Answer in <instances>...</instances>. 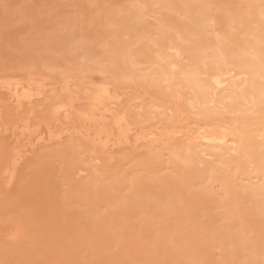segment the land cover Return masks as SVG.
Instances as JSON below:
<instances>
[{"label":"bare ground","instance_id":"6f19581e","mask_svg":"<svg viewBox=\"0 0 264 264\" xmlns=\"http://www.w3.org/2000/svg\"><path fill=\"white\" fill-rule=\"evenodd\" d=\"M22 22L32 47L54 42L73 56H43L45 72L0 70V137L10 141L1 188L15 186L37 147L78 146L88 155L73 193L105 227L133 204L130 222L150 220L154 239L176 242L185 260L215 241L212 264H264V0H0V37ZM128 149L145 155L133 160ZM84 186H99L104 205ZM5 236L28 235L16 224Z\"/></svg>","mask_w":264,"mask_h":264},{"label":"rangeland","instance_id":"374dc122","mask_svg":"<svg viewBox=\"0 0 264 264\" xmlns=\"http://www.w3.org/2000/svg\"><path fill=\"white\" fill-rule=\"evenodd\" d=\"M45 22L46 21L41 22L42 26L39 25L40 29L39 26L37 29H35L37 31L36 32L37 35L40 37L44 33H48L46 32L47 31L46 27L48 26L49 23L48 22L45 23ZM24 23L25 22L13 23L12 25L15 26L11 25L12 27L8 25L9 27H7V29L9 30L5 29L6 27L5 28L3 27L6 30L5 32L8 31L7 35L9 38L5 36L6 35L5 33H3L4 36H2L1 34L2 38L0 37V70H4V69L8 71L10 70V72H12V70L18 71V69H22L21 67L24 68L27 66L24 69L29 68L28 66L30 64V66L32 65L34 67L36 66L40 70L43 69L42 72H45L44 67L41 65L45 60H47L44 57L49 56L48 58L51 59L49 61H53L54 63H58V64H65L67 62V59L73 56L71 55V53H66L67 56L66 58H64L65 56L62 55L60 51L61 50L60 45L57 46L58 44L54 42L52 43V47L55 50H53L51 46L43 47L42 43H40L36 47H32L34 45H32L31 42L29 41V37L32 36L31 32L27 33L29 35L26 36L27 37L26 38L25 37L26 32L19 31L22 26L24 27L26 26V24ZM25 28L22 27V30H24ZM27 30L28 29H26V31ZM20 32H22L21 33L22 35L20 34ZM20 35L21 36L24 35V37H21ZM22 39L24 42L22 41ZM25 47L28 48L27 49L28 52L26 50L27 54L24 51ZM45 48H47L46 52H45ZM27 55L31 57L33 60L32 59L29 60V57ZM26 56L28 57V59L26 58ZM99 76L100 75L98 73H95L93 75L94 78H98ZM10 112H12V110H10ZM0 138H2L0 140V166H1L3 164L2 162H4L3 160H5L3 158L6 156L5 154L3 157V154L5 153L4 151L10 149L8 148L10 147V141L7 138L5 139V137L3 136ZM51 144L41 145L37 147L34 151H30L27 153V155L29 154V156L26 155L27 158L26 161H23L22 163L23 166H20L21 170L19 171V176L17 178L16 183L14 184L15 186H13L10 190L9 189L4 190V188L3 187L1 188L0 186V218L2 217L0 220V231H1L0 232V264H18V263L24 264L25 262H26L25 264H117V263L118 264H145V263L146 264H212L217 262V260L219 261L221 250L218 247L217 242L215 243V241L206 247L207 251H205V253H203L201 256L199 255V257L197 258L198 260L195 258L196 260L195 262H190L188 261V259L185 260L186 259L185 256L183 257V255L182 256L179 255L180 253L179 250L177 249L178 247L176 242L168 243L154 239L153 232H155L154 228L156 227V225L151 224L150 220L139 222V219H137L136 221L135 218L134 219L132 218L130 222L129 218L131 216L129 215V213L131 212L132 214V212L134 213L136 211L134 209H133L134 211L130 210L131 205L133 204H128L125 206L123 205L124 210H122V207L121 209L117 210V212H119L118 220L121 223H117L119 224V226L116 229H110L108 226L105 227L104 225L106 224L104 221L102 222V220L97 219V217L94 218L95 216L92 217L90 215V212H88L90 210L89 209L87 210L86 204L84 206V204H82L83 201H78V199L81 200L80 197L82 198V196L76 198L78 197L77 191H79V189H77L78 185L79 184L81 185V183L85 181V179H82L84 173L81 171L76 172L77 171L76 169L80 167L79 166L80 164L77 163V161L87 159L88 154L84 152L77 154V152L75 151H77L76 149L78 148V146H73L74 147L73 150L72 148L69 149L68 147L66 148L63 147V145L61 143L59 144V142H57L56 144L54 143ZM79 149L80 148H78V151H81V149L80 150ZM72 150L73 153L74 154L76 153V155L78 156H75L73 159H71L72 160L71 161L70 157H72L73 155ZM142 150L131 152V149H128L127 152L129 153V155L132 153L130 155L131 157L132 155L135 156L134 158L132 157L133 160H137L143 157V155H145L144 153L145 150H143V152ZM6 153H8V151ZM32 156L34 157L32 158ZM76 157H78L77 160ZM69 162L70 163L72 162L73 164L71 165ZM96 163L100 164L98 162ZM97 164L96 166H98ZM69 167L71 168L69 169ZM141 177L144 179L142 180L145 183L144 187L149 188L151 183L149 179L150 177L148 178L146 173L144 172L140 174V178ZM82 184H84V182ZM15 187H17V189ZM85 187L87 188V190L85 189ZM93 188L96 189L98 188L97 189L98 191L95 190L96 191L95 196L93 195L91 196L94 197L93 199L97 202L100 199V201L98 202L99 204L98 207L103 206L104 205L103 202L101 203V201H103L102 200L103 197H101V195L104 196L105 193L99 190L100 188L99 186H95L92 188L84 186V188H81L80 191L82 192V194L81 193L79 194L83 195V191L88 192ZM7 191H9L10 193L9 192L7 193ZM71 192L72 193L76 192L77 195L75 193L72 194ZM100 192L102 193L100 194ZM99 195L100 197H98ZM60 207H62L63 209ZM121 210L123 212H121ZM10 211L13 212L14 214L12 215ZM102 212H104L103 208H102ZM195 213H198L199 215L201 214V212H195ZM10 216H12V218H10ZM12 219H14V221ZM198 220L202 222L203 216H199ZM16 221L18 223H16ZM148 221H150V223ZM145 222H147L148 224H146ZM144 223L147 226L143 227ZM16 224L17 227L21 228V232L23 233L24 236L28 235L26 237L23 236L24 238L22 237L23 238V240H21L22 242L19 241V243H15L16 241L13 242L12 239L7 238L5 236V234L8 231H11L16 228ZM24 226L25 228L22 230ZM182 228L185 229L181 230L182 231L181 235L185 237L187 236L189 237L190 228L187 225H183V224H182ZM22 238L20 237V239ZM240 259L242 260L243 258H239L237 260L235 259L234 261L231 258H229L228 263L238 264V262L239 263L242 262Z\"/></svg>","mask_w":264,"mask_h":264}]
</instances>
